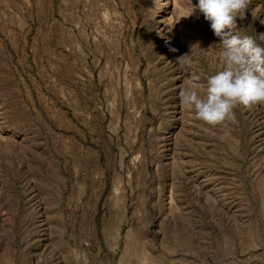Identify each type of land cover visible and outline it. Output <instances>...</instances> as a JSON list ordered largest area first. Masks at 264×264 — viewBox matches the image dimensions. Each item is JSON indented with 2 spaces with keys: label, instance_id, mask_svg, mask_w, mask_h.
<instances>
[{
  "label": "rangeland",
  "instance_id": "rangeland-1",
  "mask_svg": "<svg viewBox=\"0 0 264 264\" xmlns=\"http://www.w3.org/2000/svg\"><path fill=\"white\" fill-rule=\"evenodd\" d=\"M189 11L0 0V264H264V104L182 107L223 67ZM236 23L264 33V0Z\"/></svg>",
  "mask_w": 264,
  "mask_h": 264
},
{
  "label": "clouds",
  "instance_id": "clouds-1",
  "mask_svg": "<svg viewBox=\"0 0 264 264\" xmlns=\"http://www.w3.org/2000/svg\"><path fill=\"white\" fill-rule=\"evenodd\" d=\"M250 3L251 0H198L193 6L189 0L190 11L185 17L198 8L211 22L212 31L221 41L219 58L223 67L208 75L206 83L181 88L178 95L182 107L194 110L197 119L213 127L232 120L238 106L264 104V33L241 36L236 32L237 17L245 18ZM176 63L182 68L190 67L191 58L183 54ZM200 80L199 74L191 75V81Z\"/></svg>",
  "mask_w": 264,
  "mask_h": 264
}]
</instances>
